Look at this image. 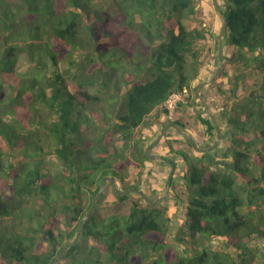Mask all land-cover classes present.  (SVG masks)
Returning a JSON list of instances; mask_svg holds the SVG:
<instances>
[{
    "label": "trees",
    "instance_id": "16d2710c",
    "mask_svg": "<svg viewBox=\"0 0 264 264\" xmlns=\"http://www.w3.org/2000/svg\"><path fill=\"white\" fill-rule=\"evenodd\" d=\"M95 1L0 0V222L24 217L17 211L25 208V199H36L41 206L30 216L36 222L26 233L0 227L4 264H51L74 237L105 178L120 181L123 189L141 187L139 182L125 185L130 165L126 151L135 145V131L155 110L158 121L167 113L161 105L173 92L188 87L189 99L195 96L189 81L201 70L197 45L207 33L203 26H189L195 0L115 1L112 11L99 9ZM218 1L228 20L225 64L234 60L242 73H256L258 81L218 119H225L232 130L231 167L213 169L201 156L168 146L186 167L183 191L179 194L174 177L168 200L186 196L190 241L179 240L191 253L169 243V219L162 204L133 203L128 217L100 221L95 217L99 198L78 243L57 264H264V0ZM136 28L148 43L139 48L133 64L128 109L106 128L101 124L113 118L96 110L102 101L99 93L112 90L110 76L119 91L116 78L125 67L121 64L127 50L119 37ZM218 60L217 55L214 71ZM142 74L151 79L138 82ZM231 91L235 97L234 88ZM196 117L206 138L216 136L209 116ZM112 136L124 147L118 148ZM169 137L166 132L158 146ZM138 145L135 158L143 165L150 159ZM48 154L63 167L56 170V163L44 161ZM18 157L25 161L16 168ZM115 192L120 199L128 197ZM60 200L64 202L59 206ZM214 239L222 245L213 248Z\"/></svg>",
    "mask_w": 264,
    "mask_h": 264
},
{
    "label": "rangeland",
    "instance_id": "374dc122",
    "mask_svg": "<svg viewBox=\"0 0 264 264\" xmlns=\"http://www.w3.org/2000/svg\"><path fill=\"white\" fill-rule=\"evenodd\" d=\"M115 1L122 2L123 0H97L94 3L99 9L112 11ZM195 2L197 7L196 13L191 16L189 20V26L191 28H201V26H203L206 28L207 33L206 39L200 40L199 44L197 45L201 53L199 58L202 62V66L197 79L189 81L192 89H195V87L199 84L209 80V78L215 72L214 67L217 60L218 40L223 26V20L218 14L213 0H195ZM142 35L143 33L141 34L140 29L136 28L132 31H129L126 35H121L119 37V44L124 45L127 48L126 60H122L121 64V66L124 65L125 67L121 68L119 76L116 78L120 86L119 91H116L115 87H113L115 86L116 81L113 76H110V80L113 85L112 90L108 93H99L102 101L101 104L96 107V110L101 111V113L107 111L108 114H110L113 118V120L110 122H103V124L100 123V120H97L98 124L103 125V127L111 128L113 121L116 120V115L125 112L126 109H128L130 88L133 85L129 79L132 76L131 72L135 71V66L133 64L139 59V48L148 43L145 39H143ZM141 43L143 44L141 45ZM188 60L191 64L192 58H189ZM224 64L225 59L223 61V66ZM191 67L192 66L190 65L189 68ZM105 70H107V68H105ZM241 71L242 70L237 62L234 60H229L227 61V64H225L224 75L221 77L218 75L211 85L200 89V94L207 99L210 111L215 115L217 121L221 117L223 110L227 109V107L229 108L232 100L235 104L241 102L244 96L249 94L255 83L258 81V75L256 73H242ZM150 79L151 76L142 74L141 77L137 79V81L145 83ZM127 80H129V82ZM232 88H234L236 95L235 97H232ZM109 93H115V97L110 99ZM191 101V99H187L181 110H176L174 112L173 121L183 120L184 122H188L187 124L195 126V129H190V135L196 139L200 148H207L217 141V132L216 136L211 138V140L205 137V129L198 122L196 113L194 112L195 107L192 105ZM201 104L197 105L198 109H203V104ZM224 120L219 123L223 133L222 140L216 150L213 153H210V155H208V153H197V150L194 152L193 149L174 130L167 131L169 132L170 137L166 138L165 141H162L160 146L157 145L153 148V154L165 155L168 159L178 163L179 169L175 172L176 179L174 185L179 191V194L184 189V183L186 181V167L180 156L175 154L171 155L169 153V144L177 149L181 148L190 152L192 157L197 158L201 156L202 159H213L215 156L217 158L218 164L215 163V165L212 166L213 169H217L219 166L222 168L227 166L231 167L233 162V146L230 144L232 137L229 135L232 134V130H228V124L224 122ZM169 122L170 119L165 114H162L158 121L157 111L155 110L135 131V138L132 142L135 144L134 147L132 145V147L128 148L126 151V157L130 165L126 172L127 178L125 185L129 186L133 183L139 182L142 185L141 189L146 192V194L149 195L152 200H155L154 198L156 194L160 196L164 195L165 183L170 172V168L167 166V164H161L157 161L147 159L144 160L143 165L140 164V162L135 158V149L139 146L138 144H140V146L143 148H147V146H149L161 132L163 125L168 124ZM89 136H94L92 131H90ZM238 137L250 140L253 138V134H249L247 136L238 134ZM109 138L117 145L118 148L124 147V143L118 139V136H112ZM176 140H180V142L178 141L177 143ZM22 161H25L23 157H18V160H14L16 168L19 166V162ZM44 161H52L56 163V170L63 167L58 161L57 157L53 154H48L45 156ZM53 171H55V169ZM118 186L123 189L120 182H118ZM182 196V199H178L180 196L178 197L176 195L170 200H168V197L159 205L162 204L163 208H167V216L169 219V243L174 248H178L181 253H184L183 250L186 249L187 252H189L188 254H190L192 251L191 248L187 245H181L179 240L180 237H183L185 240L190 241L188 233L189 230L186 226L187 202L184 200L186 196L184 194H182ZM100 198V206L98 207V210L95 214L96 219L100 221L105 220L113 215L128 217L130 215L131 206L133 203H138L142 206H147L149 203L145 199L143 200L141 196L137 194H130L126 199H120L115 192V187L112 184H108V187L105 188L102 197ZM63 202L64 200H60L58 203L59 206ZM23 206H25V208L18 209L17 212L19 215L24 217H19L17 219L13 217L4 218L0 222V227L19 233H26L28 229L34 227L36 221L30 219V216L36 214V209L39 210L41 206L38 205L36 199H25ZM65 226V221L63 223L61 222L60 227L65 228ZM73 227L74 226L70 227V229ZM222 243L223 242L218 239H214L211 242L213 248L222 245ZM224 244L229 247V245L226 243ZM262 246H264V243H262ZM0 264H4L2 263L1 259Z\"/></svg>",
    "mask_w": 264,
    "mask_h": 264
},
{
    "label": "water",
    "instance_id": "95a60500",
    "mask_svg": "<svg viewBox=\"0 0 264 264\" xmlns=\"http://www.w3.org/2000/svg\"><path fill=\"white\" fill-rule=\"evenodd\" d=\"M214 2V6L218 12V14L220 15L221 19L223 20V26H222V29H221V32H220V35H219V40H218V50H217V55L219 57V60H218V65H217V68L214 72V74L209 78V80L199 84L198 86L195 87L194 89V94H195V97L196 99H202L205 101V114L207 116H209V118L212 120L214 126H215V129H216V132H217V141L207 147V148H200L198 146V142L196 141V139L190 135L188 132H186L185 130H183L178 123H172V124H169L167 126H164L162 127L161 129V132L158 134V136L156 137V139L149 145L147 146L146 148V156L152 160V161H157L159 159L162 158L161 155L159 154H153L152 153V150L155 146L158 145V143L161 141V139L163 138V136L165 135V133L170 129V128H173L175 129L176 131H178L183 137H185L187 139V141H189L194 147L195 149L198 151V152H201V153H209L213 150H215L221 140H222V137H223V133H222V129L220 127V125L218 124V121L215 117V115L210 111V107H209V104L208 102L206 101V99L200 94V89L203 88V87H206V86H209L211 85L215 79L218 77V75L220 74V72L222 71V68H223V61H224V36H225V33H226V30H227V27H228V20H227V16L225 15V13L223 12L220 4H219V1L218 0H213ZM165 163L167 165L170 166V172L168 174V177H167V181H166V185H165V193L164 195L158 197L157 199L155 200H152L143 190L141 189H138V188H130V189H121L119 186H118V183H117V180L113 177H107L103 180V182L101 183L100 185V189L99 191L97 192V194H95L92 198V204L90 206V208L88 209L87 213L85 214V216L83 217V219L81 220L78 228H77V231L74 235V237L71 239V241L57 254V256L54 258V260L52 261L51 264H57V262L65 255L67 254L71 248L78 243L80 237H81V234L83 232V229H84V226H85V223L90 219L92 213L94 212L95 208H96V205H97V202L99 200V198L102 196L107 184H113L116 188V190L119 192V194L121 195H127V194H131V193H136L140 196H142L147 202L153 204V205H159L160 203H162L164 200H166L170 193H171V188H172V182H173V178H174V175H175V171H176V164L175 162H173L172 160L170 159H165Z\"/></svg>",
    "mask_w": 264,
    "mask_h": 264
},
{
    "label": "flooded vegetation",
    "instance_id": "af4514ba",
    "mask_svg": "<svg viewBox=\"0 0 264 264\" xmlns=\"http://www.w3.org/2000/svg\"><path fill=\"white\" fill-rule=\"evenodd\" d=\"M204 97V96H203ZM205 98V97H204ZM206 99V98H205ZM206 101H207V99H206ZM208 102V101H207ZM203 104V109L202 108H200V109H198L197 108V105L198 104ZM201 104V105H202ZM192 105L195 107L194 108V112L196 113V114H198V113H205V106H206V104H205V101L204 100H202V99H196V97L194 96V98H192ZM201 107V106H200ZM222 118H223V115L221 114V117H220V119L222 120ZM174 120V119H173ZM173 120H170V122L168 123V124H165V125H163V127L164 126H167V125H169V124H172V123H176V122H171V121H173ZM224 120V119H223ZM182 122V124H179V126L183 129V130H185L186 132H188L189 134H190V129L189 128H185V125L188 123V122H184L183 120H181ZM169 130H174V131H176L175 129H173V128H170ZM168 130V131H169ZM178 132V131H177ZM211 145V144H210ZM216 150V149H215ZM214 151V150H213ZM212 152V151H211ZM211 152H209L208 153V155H210V153ZM206 154V153H205ZM162 156V158L161 159H159V160H157V162H159V163H161V164H166L165 163V159H168L165 155H161ZM204 160H206V161H208V162H210L212 165H214L216 162H218L217 161V158L216 157H214L213 159H204ZM175 162V161H174ZM175 164H176V170H178L179 169V165H178V163L177 162H175ZM218 164V163H217ZM169 168H170V166L169 165H167ZM176 172V171H175ZM174 177H175V175H174ZM126 178H127V173H126V177H125V182H126ZM167 181V180H166ZM118 182H120V181H117V183ZM120 184H121V182H120ZM133 184H136V183H133ZM133 184H131V185H133ZM111 185V184H110ZM113 185V184H112ZM122 185V184H121ZM165 185H166V183H165ZM107 186H108V184H107ZM106 186V187H107ZM114 186V185H113ZM142 186V185H141ZM115 187V186H114ZM131 188H137V187H131ZM116 189V188H115ZM128 189H130V188H128ZM138 189H141V187H139ZM142 190V189H141ZM117 191V190H116ZM118 192V191H117ZM119 193V192H118ZM146 193V192H145ZM131 194H136V193H131ZM121 195V194H120ZM127 195H130V194H127ZM138 195V194H137ZM140 196V195H139ZM149 196V195H148ZM150 197V196H149ZM141 198L144 200V198L141 196Z\"/></svg>",
    "mask_w": 264,
    "mask_h": 264
},
{
    "label": "built area",
    "instance_id": "2783aa9c",
    "mask_svg": "<svg viewBox=\"0 0 264 264\" xmlns=\"http://www.w3.org/2000/svg\"><path fill=\"white\" fill-rule=\"evenodd\" d=\"M191 96L190 89L188 87H184L182 91L173 92L168 99L161 105V108L167 110L166 116L169 119H173L174 112L180 103L189 99Z\"/></svg>",
    "mask_w": 264,
    "mask_h": 264
},
{
    "label": "clouds",
    "instance_id": "9594fccd",
    "mask_svg": "<svg viewBox=\"0 0 264 264\" xmlns=\"http://www.w3.org/2000/svg\"><path fill=\"white\" fill-rule=\"evenodd\" d=\"M195 95V94H194ZM166 115V114H165ZM170 120H173V119H170ZM219 124V123H218Z\"/></svg>",
    "mask_w": 264,
    "mask_h": 264
}]
</instances>
